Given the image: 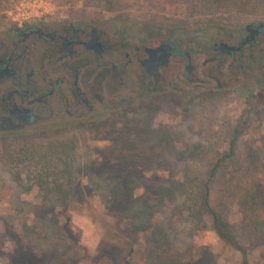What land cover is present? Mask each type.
<instances>
[{
    "label": "rangeland",
    "instance_id": "rangeland-1",
    "mask_svg": "<svg viewBox=\"0 0 264 264\" xmlns=\"http://www.w3.org/2000/svg\"><path fill=\"white\" fill-rule=\"evenodd\" d=\"M63 20L217 55L212 42L264 23V0H0V35ZM240 64L218 90L161 98L97 138H0V264H240L216 230L264 264V78L252 57Z\"/></svg>",
    "mask_w": 264,
    "mask_h": 264
},
{
    "label": "flooded vegetation",
    "instance_id": "flooded-vegetation-1",
    "mask_svg": "<svg viewBox=\"0 0 264 264\" xmlns=\"http://www.w3.org/2000/svg\"><path fill=\"white\" fill-rule=\"evenodd\" d=\"M248 24L252 28L246 30ZM248 24L234 44L212 42L217 55L192 46L180 50L171 36L158 40L147 34L131 40L120 33L116 40L107 27L95 23L63 20L12 26L0 35V138L49 128L59 134L86 130L97 138L127 112L154 108L161 98L176 102L177 95L188 99L194 89L218 90V72L251 57L264 78V23ZM252 30L254 38L242 44ZM223 44L234 50L226 52ZM163 55L166 65L147 73L148 58ZM172 60L173 76L167 81L162 74ZM209 62L212 66L202 70ZM167 84L173 91L167 92Z\"/></svg>",
    "mask_w": 264,
    "mask_h": 264
},
{
    "label": "water",
    "instance_id": "water-1",
    "mask_svg": "<svg viewBox=\"0 0 264 264\" xmlns=\"http://www.w3.org/2000/svg\"><path fill=\"white\" fill-rule=\"evenodd\" d=\"M246 30L249 28H252L251 24H248L245 26ZM249 33L245 36V38L242 40V44H246L249 43L255 35L256 30H252V31H248ZM224 49L226 52H230L233 51L234 48L233 47H227V45L223 44ZM166 65V55L160 56L159 59L157 60H153V59H149L148 61L145 63L144 68L146 70L147 73H151V71L155 70L157 67H163Z\"/></svg>",
    "mask_w": 264,
    "mask_h": 264
},
{
    "label": "trees",
    "instance_id": "trees-1",
    "mask_svg": "<svg viewBox=\"0 0 264 264\" xmlns=\"http://www.w3.org/2000/svg\"><path fill=\"white\" fill-rule=\"evenodd\" d=\"M210 214H211V217L213 219L214 224L217 225V223H218L217 215L213 211H210ZM215 233L217 236H219V238L224 243H226L228 246H230L231 248H233L234 250H236L239 253L240 264H249L245 251L243 250V248L241 246H239L235 241H233L231 239L232 236L228 232H217V230H216Z\"/></svg>",
    "mask_w": 264,
    "mask_h": 264
}]
</instances>
